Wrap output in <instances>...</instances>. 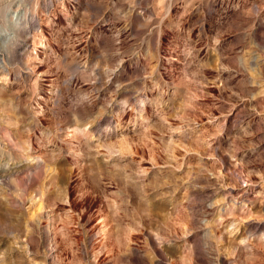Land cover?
Masks as SVG:
<instances>
[{"label":"rangeland","instance_id":"obj_1","mask_svg":"<svg viewBox=\"0 0 264 264\" xmlns=\"http://www.w3.org/2000/svg\"><path fill=\"white\" fill-rule=\"evenodd\" d=\"M0 264H264V0H0Z\"/></svg>","mask_w":264,"mask_h":264}]
</instances>
